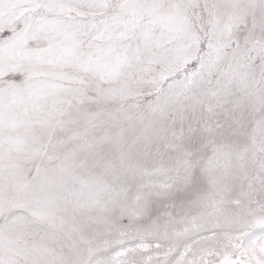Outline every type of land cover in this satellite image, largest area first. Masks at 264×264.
Wrapping results in <instances>:
<instances>
[{"label":"snow or ice","instance_id":"6c2138e0","mask_svg":"<svg viewBox=\"0 0 264 264\" xmlns=\"http://www.w3.org/2000/svg\"><path fill=\"white\" fill-rule=\"evenodd\" d=\"M0 264H264V0H0Z\"/></svg>","mask_w":264,"mask_h":264}]
</instances>
